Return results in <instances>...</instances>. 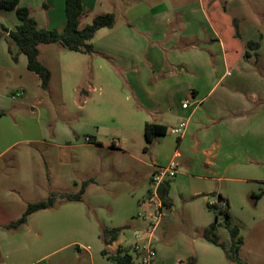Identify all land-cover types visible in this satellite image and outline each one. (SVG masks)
<instances>
[{"label":"rangeland","instance_id":"374dc122","mask_svg":"<svg viewBox=\"0 0 264 264\" xmlns=\"http://www.w3.org/2000/svg\"><path fill=\"white\" fill-rule=\"evenodd\" d=\"M185 1L193 0H180L181 4ZM194 1L197 7L203 4L226 42L229 54L239 51L252 54L255 49L248 48L249 42L262 43L264 51V0ZM164 2L177 5L175 0ZM103 14L102 9L95 11L82 19L80 28ZM18 23L15 12L0 11V111L5 113L0 117V154L10 148L0 156V264H89L91 257L84 247L91 248L94 260L101 262V251L105 249L101 229L124 228L143 210L142 201L139 204L130 195L139 185L136 176L151 171L136 161L139 158L151 162L145 156V127L133 118L142 112L140 99L134 97L120 70L111 83L99 70L102 78L94 89L84 83L90 92L84 96L76 89L84 81L72 69L81 56L59 50L58 44L41 46L40 58L52 74L49 89L43 90L40 78L27 69L26 56L17 55L16 47L13 50L18 61L9 53V41L1 25L15 29ZM251 60L252 63L242 64L239 72L245 77H252L254 73L261 76L246 84L244 95L249 103L256 99L258 105L254 106L264 112L261 98L264 61L255 65L257 58ZM216 64L214 60L213 72ZM222 73L221 70L215 75L214 84ZM231 75H236L235 69ZM246 80L252 81V78ZM19 92L24 95L13 100L12 96ZM108 113L116 114V118L111 120ZM258 128L261 135L256 142L251 141V129L246 126L238 139L234 137L227 142L215 138L209 143L211 162L221 166L218 174L212 171L209 176L223 178V182L220 193L214 192L215 187L212 193L215 199L208 201H218L222 195L229 202L231 222L239 227L244 240L240 257L249 264H264V195L258 201L252 199V195L264 192V117ZM94 136L105 146L102 152L93 147L94 143L86 142ZM232 141L240 148L232 150ZM99 162L103 164L101 173L97 171ZM236 162L237 168L224 171L226 165ZM89 178L96 181L91 183L83 202L59 201L54 208L33 214L29 230L6 228L20 218L27 204L44 201L57 190H77L73 182L81 184ZM148 188L149 184H145L143 190ZM208 201L203 197L190 200L182 188L173 192V207L166 209L164 227L156 237L162 240L169 264H237L227 259L222 248L203 237L201 226L218 220L216 234L220 242L227 248L232 242L224 226L225 217L208 209ZM108 250L113 251L115 247ZM17 251L25 253L20 260L12 256Z\"/></svg>","mask_w":264,"mask_h":264},{"label":"crops","instance_id":"0c3cea01","mask_svg":"<svg viewBox=\"0 0 264 264\" xmlns=\"http://www.w3.org/2000/svg\"><path fill=\"white\" fill-rule=\"evenodd\" d=\"M82 1L85 13L82 19L89 18L92 13L102 9L105 14H115L116 24L112 29H102L97 33L92 42L93 53L72 52L81 56L77 66L72 69L79 80L84 81L76 89L84 96H88L90 92L86 90V85L92 89L95 88V84L102 78L99 70L103 71L104 79L110 83L120 70L125 74V83L133 91L134 97L137 100L140 99L142 112L133 115L135 122L142 123L143 127L147 123L162 125L168 131L182 121L187 122V129L183 135L174 136L175 138L171 139L173 135L167 132L166 135L156 138L149 150L145 152V156L150 157L151 162L136 158V161L149 167L151 171L143 174L134 172L138 174L136 177L139 179V185L135 186L134 192L130 194L132 198L140 204L148 192V189L144 191L143 188L145 184H149L155 171L176 161L179 164L178 175L160 188L163 196L161 192L160 195L168 204V207L164 204L165 211L173 207V192L176 188L186 191L190 200H197L200 197H203L205 201L210 198L215 199L212 193L215 191L220 193L223 178L209 176L212 171L213 174H218L221 170L219 164L211 162L212 151L209 147L211 140L216 138L219 141L229 142L234 137L238 139L245 132L246 126L251 129L249 136L252 142L258 141L261 135L258 125L264 117V112L260 107L254 106L258 105L256 99L249 103L244 95L246 84L253 83L261 75L254 73L252 77H245L238 68L242 64L252 63L251 59L254 57L257 58L255 65L263 63L262 43L260 47H254L252 54L248 51L229 54L226 42L219 35L216 25L208 12L204 10L203 4L197 7L194 0L185 1L186 3L183 4L180 0H175L174 3L177 4L175 6L164 0H156L152 3L149 0ZM20 6L29 8L31 16L36 19L41 28L61 30L66 26L65 0H21ZM262 39L264 40V36ZM55 45L57 44H53ZM41 46L39 47V59L50 69L40 58ZM57 48L67 50L61 45ZM167 49L171 52L170 56L167 54ZM247 53L249 57L246 58ZM214 60H217L215 72L212 69ZM234 69L236 75L230 76L231 70L234 71ZM221 70L223 72L221 78L214 84L215 75ZM246 78H252V81ZM222 81H226L225 85L221 91H218ZM261 95L264 99V89ZM186 100H190V106L188 109H183L182 105ZM107 115L111 116V120L116 116L111 113ZM87 139L94 143L93 147L99 152L105 149V146L95 136ZM87 139L86 142L90 143ZM113 146L114 148L121 147V145L120 147L119 145ZM230 147L232 150L240 148L233 141ZM9 149L3 151L0 156L7 153ZM130 156L135 158L133 154ZM98 164L97 171L101 173L103 164L101 162ZM238 166V162L228 164L224 171L229 167L237 168ZM198 170H200L199 173H197ZM93 179L89 178V180ZM73 183L77 190L66 188L56 192L60 194L77 193L79 186H76V183H79L75 181ZM91 185L93 184L88 186L85 196L89 193ZM215 187L217 190L213 192ZM222 200L226 201L222 195H219L218 201H208V205H216ZM32 215L23 227L24 230L31 228ZM210 225L212 224L201 226L202 234ZM127 227L118 241L112 245L115 250H108L111 246L105 249L111 255L121 247L127 248L133 258L132 264H135L136 258L130 248L132 230L141 228L142 225L138 219H134L127 224ZM163 227L164 220L157 233ZM106 228L112 229L107 226ZM126 232L131 235L128 236ZM156 237L154 244L157 251V264H169L167 257L164 256L162 240ZM83 250H86L91 257L89 264H114L102 255V251L103 261L100 262L94 260L91 248L84 247ZM24 254L23 251H17L12 256L20 260Z\"/></svg>","mask_w":264,"mask_h":264},{"label":"trees","instance_id":"16d2710c","mask_svg":"<svg viewBox=\"0 0 264 264\" xmlns=\"http://www.w3.org/2000/svg\"><path fill=\"white\" fill-rule=\"evenodd\" d=\"M21 0H0V11L15 12L18 18V25L15 29H9L1 25L3 34L7 35L9 41V53L13 56L14 61H18V54H23L27 58V69L36 74L41 80V87L43 90H47L52 74L47 66H45L39 59L41 45H53L58 44L65 49L80 53L91 54L94 52L93 40L97 33L102 29H112L116 24V16L113 13H108L95 17L92 22L85 28H80L81 19L85 15L82 0H65V13H66V26L59 29H45L41 28L35 18L31 16L29 8L20 6ZM2 33L0 34V38ZM248 48L252 50L254 47H260V43L249 42ZM18 49L17 55L14 54L13 48ZM249 57V53L246 54V58ZM5 113L0 111V116H4ZM168 132L167 128L153 123H147L144 129V136L147 143L145 152H147L150 146L154 143L158 136H164ZM93 180H86L79 186L77 193H65L60 194L57 192H51L48 198L41 202L29 203L24 212L14 222H11L6 226L8 230L18 231L21 230L28 222V218L39 211L48 210L54 208L59 201L65 202H83L85 199V193L88 186ZM163 196V191H160ZM264 192L259 195H252V199L258 201L262 198ZM166 207L168 204L164 201ZM224 204V205H223ZM208 208L217 215L225 217V228L231 235V245L229 248L222 242H220L216 231L220 226L218 220L210 225L203 231V237L206 241L214 244L223 249L228 260L237 264H248L240 257L241 247L244 244V240L240 235V229L231 222V216L229 213V204L227 201H220L216 205H208ZM128 227L124 228H106L101 229V240L106 248L112 246L118 241L121 233ZM102 255L107 257L108 260L114 264H132L133 258L129 253V250H118L115 254H109L107 249L102 251ZM192 262L191 264H193Z\"/></svg>","mask_w":264,"mask_h":264},{"label":"built area","instance_id":"2783aa9c","mask_svg":"<svg viewBox=\"0 0 264 264\" xmlns=\"http://www.w3.org/2000/svg\"><path fill=\"white\" fill-rule=\"evenodd\" d=\"M22 95L23 92H19L13 95L12 99L16 100ZM189 106L190 101L186 100L182 108L188 109ZM186 129L187 122L182 121L177 126L172 127L168 133L179 137L183 135ZM87 141L90 142L91 140L87 139ZM178 173L179 164L173 161L166 167L158 168L150 178L147 195L141 202L143 210L139 212L137 217L142 227L132 230V245L130 248L136 258L135 264H157L155 237L165 217V206L160 195V188L163 184L174 180ZM119 250L125 251L128 249L121 247Z\"/></svg>","mask_w":264,"mask_h":264}]
</instances>
